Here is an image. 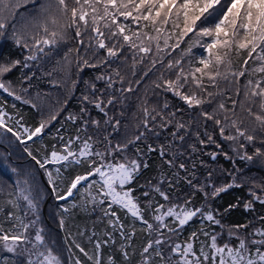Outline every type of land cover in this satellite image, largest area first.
Here are the masks:
<instances>
[{"label":"trees","instance_id":"16d2710c","mask_svg":"<svg viewBox=\"0 0 264 264\" xmlns=\"http://www.w3.org/2000/svg\"><path fill=\"white\" fill-rule=\"evenodd\" d=\"M44 2L45 0H39V3ZM35 12L36 9L31 5H28V11L22 7L15 20L9 22L4 35L0 36V63L20 61L10 72L0 75V82L9 89L8 92L0 89V115L3 116L7 127L21 133V138L24 140V143H21L9 133L16 145L0 143V147L6 150L7 154L8 151L10 152L8 156L11 158L5 164L0 159V176L3 182L0 184V227L3 228L4 233L26 235L27 228L24 225H27V213L19 190L21 180L26 179L34 183V192L38 196L45 193V197L47 195L50 197L45 202L44 210L45 224L50 234V240L46 243L58 255L61 264H69L68 253L70 264H76V260L81 264H94L93 260H89L79 251L77 244L84 248L89 256L98 258L100 264H109V258L113 264H144L145 260L147 264H169V261L175 264L174 258L165 246L154 243L155 235H161V232L163 235L173 233L176 239L175 245L179 244L182 247L189 242L192 233H196V237L191 242L197 255L201 246L206 251H210L208 245L213 234L217 235L219 245L225 242L232 246L237 244L236 239L229 241L224 236L223 226L230 230H245L250 240L264 239L252 235L256 229L264 230V219H261L264 217V203L252 195L254 192L256 197L264 199V156L254 155L256 147L264 151V145L259 142L264 137V132L258 130L255 133L257 139L252 144H248L243 138L238 141L226 140L220 135L219 127L213 121H206L200 116L199 108H189L172 92L165 91L163 87L157 88L159 98L153 97L155 83H163L159 79L161 75L165 80L175 78L176 69L169 71L165 65L168 60L174 62L179 58L181 52L188 47L187 41L182 43L181 49L172 52L170 57L161 53L164 65L158 67H153L152 62L145 57L143 62H137L133 69L134 50L129 49H125L118 59L110 60L106 64L98 63L105 54L104 50H100L97 56L90 58V63L97 66L84 67L82 64L78 65L76 54L69 52V49L79 47L74 38V30L69 29V38L65 42L59 43L52 49L45 48V53H37L35 60H27L26 57L34 52L31 48V36L35 34L36 29L30 25L26 26V22ZM12 24H15V36ZM146 31L150 30L146 29ZM17 37L21 38L19 46L15 43ZM25 42L28 43V48L24 47ZM153 53L154 51L151 54L152 60L154 58L159 60V57ZM201 54L202 49L199 46L192 48V55L182 61L186 72L201 67L198 63ZM140 56L144 54L140 53L136 56L137 61ZM229 59L231 70L236 72L244 69L250 71L259 63H253L245 50H241L239 55L233 51ZM246 59H248L247 65L244 64ZM116 71H119L120 76L115 74ZM99 76L105 78L97 79ZM260 76H264V73H253L251 78L256 79ZM120 77H123V82ZM249 78L246 72L245 76L239 78V85L229 86L227 81H221L220 89L225 95L217 97L216 100L223 98L226 106L231 107V100L239 101L243 98L242 91L240 96L236 95V88ZM109 82L112 84L110 88ZM128 88L132 91H127ZM209 90L217 91L211 88ZM9 92L12 95H9ZM84 96H88L90 101L102 100L104 111L97 109L94 103L85 101ZM109 99L113 101L112 104L107 103ZM165 103L168 105L167 108L164 107ZM144 107H148L150 111L155 108L160 112L155 121L149 118L151 131L145 130L143 126ZM203 107L211 111L208 105ZM237 112L241 117L246 115L240 111L239 105ZM171 113H175V117H172ZM70 116L76 119H69ZM161 116L165 119L162 120ZM93 121H97L98 124H94ZM117 121H119L118 125ZM41 122L45 124L42 133L31 140L27 139L28 134L24 133L23 129L27 128L31 132ZM177 123H183L186 127L180 129L177 136H173V133L177 132ZM162 124L166 126L162 127ZM242 127L251 130L255 125L249 123V119H245ZM141 133L144 134L143 137L135 140V137ZM206 133L212 136L214 142H207ZM230 133L235 135V130L226 129L224 135ZM180 136L184 139L181 140ZM70 140L73 143L69 145ZM85 140H89L92 144L93 151L101 152L109 144L114 146L117 143L134 141L128 144L125 150H132L142 166L135 179L126 188L132 189L133 197L138 198L143 219L132 217L118 205H112L109 209L107 201L101 203L104 198L98 195V186L93 185L91 188L88 186L91 179L98 180V177L82 182L78 189L73 191L72 196L64 200L57 198L58 195L66 194L70 181L76 175H83L89 171L88 162L77 164L70 158L69 161L46 163L45 167L41 168L32 157L42 162L46 158L50 161V154L53 151L60 155L66 154L65 146L79 153ZM201 140L205 143L201 144ZM240 144H244L245 147L241 148ZM149 146L155 151H149ZM216 150H222L224 154L215 153ZM245 153L252 155L253 159L251 161L240 159ZM112 157L122 162L124 153L116 152L113 156H107L106 161L111 160ZM80 159L83 161V158ZM91 159L97 158L93 156ZM143 164H147V167H143ZM180 164H184V168H180ZM48 173L52 174L54 186L49 183ZM162 182L163 186L159 187ZM206 183H212L217 188L225 187L227 190L213 197L212 194L207 193ZM229 185L232 186L228 187ZM53 187L58 191L54 192ZM156 187L167 194L169 200L188 198L203 212L207 213L211 210L219 224H214L198 214L180 228L172 218L165 217L168 228H162L159 232L149 231L144 221L155 227L158 222L154 217L159 213L154 209L161 204L167 206L172 203L164 200L154 190ZM145 192L149 195L145 196ZM93 197L95 200L92 199ZM249 202L252 203V207L246 210L245 205ZM112 212L116 215H111ZM241 225L247 227H238ZM169 228L176 230L172 232ZM62 232L66 243L63 241ZM204 232L209 235L205 236ZM150 242L153 246L149 253H143V248ZM98 243L99 250L96 248ZM249 247L254 251L259 245H249ZM261 250L264 251V246ZM157 251L163 253L164 260L156 255ZM124 253H127V258ZM0 264H25V262L17 253L5 250L0 253Z\"/></svg>","mask_w":264,"mask_h":264},{"label":"snow or ice","instance_id":"6c2138e0","mask_svg":"<svg viewBox=\"0 0 264 264\" xmlns=\"http://www.w3.org/2000/svg\"><path fill=\"white\" fill-rule=\"evenodd\" d=\"M28 5L36 9V12L28 18L26 26L30 25L36 29V32L31 36V48L34 49V52L26 57L27 60H35L37 53H45V48L52 49L59 43L65 42L69 38V29L74 30V38L79 45L76 49H69V52H74L78 65L82 64L84 67L97 66V64L90 63V58L97 56L100 50H104L105 54L98 63L106 64L110 60L118 59L125 49L134 50L133 69L137 62L142 63L144 58L153 51L159 57V60L155 58L152 60L153 67L157 62L164 65V58L160 54L164 53L170 57L172 52L187 41L188 47L181 52L179 58L175 59L174 62L170 59L165 65L169 71L176 69L175 78L165 80L161 75L159 79L163 83H155V87H163L165 91L172 92L189 108H199L200 116L206 121H213L219 127L220 135L226 140L238 141L243 138L248 144H252L257 139L255 133L258 130L264 132V76L256 79L251 78L253 73H264V0H45L44 3H39L38 0H0V36L4 35V30L9 27V22L15 20L22 7L28 11ZM121 18L123 19L121 20ZM61 20L66 22L61 23ZM126 21H130V23H125ZM133 25L136 27L134 28ZM11 26L15 36V24ZM146 29L150 31H146ZM173 38H175V42L169 45V40ZM161 40H163V46H161ZM15 43L19 46L21 38L17 37ZM194 46H199L202 49V54L198 60L201 67H195L194 70L186 72L182 61L185 57L192 55ZM24 47H29L27 42L24 43ZM241 50L247 51V56L253 60V63L259 62L250 71L248 69L239 72L231 70L229 57L233 51L239 55ZM81 52H83L82 55ZM140 53H143L144 56H140L139 61H137L136 56ZM67 58L68 55L66 54L65 59L67 60ZM19 63V60L0 63V75L10 72ZM244 64H248V59L244 61ZM222 66L225 68L223 72L221 71ZM246 72L250 78L236 88L237 96H240L242 91L243 98L241 100H231V107L226 106L223 98L216 100L217 97H224L225 95L224 91L220 89L221 81H227L229 86L239 85V78L245 76ZM115 74L120 76L119 71H116ZM133 74L135 73L133 72ZM104 78V76L97 77V79ZM120 79L123 82V77ZM110 80L111 78H109ZM92 87L95 90V86ZM108 87H112L111 82H109ZM210 88L217 89V91H210ZM0 89L9 91L2 82H0ZM184 89L187 91H183ZM127 91H132V89L128 88ZM9 95L12 93L9 92ZM83 99L94 103V106L101 112L104 111L102 100L90 101L88 96H84ZM229 99L231 98L229 97ZM214 101H216L215 104ZM107 103L112 104L113 101L109 99ZM205 105L211 107V111L206 110L203 107ZM237 105H239L240 111L246 114L244 117H241L237 112ZM164 107H168L167 103ZM142 110L145 117L143 126L145 130L151 131L149 118L151 121H155L160 112H157L155 108L150 111L148 107H144ZM153 112L156 114L153 115ZM170 115L175 117V113ZM69 119L75 120L76 117L70 116ZM161 119L164 120L165 118L161 116ZM245 119H249V123L254 124L255 127H252L251 130L242 127ZM93 123L98 124L97 121H93ZM116 123L118 125L119 121ZM166 123H171V121H166ZM161 126H166V124ZM44 127L45 124L41 122L33 131L29 132V129L24 128L23 132L27 133V139L31 140L42 133ZM185 127L183 123H177V132H174L173 136H177L179 130ZM0 128L5 129L18 141L24 143L21 133L7 127L2 115H0ZM226 129H234L235 135L230 133L225 136ZM143 135L141 133L136 136L135 140H140ZM197 135L199 134L197 133ZM206 135L208 136L207 142H214L211 135L207 133ZM179 138L184 139L183 136ZM89 140L83 142L79 153L73 152L68 146H65L66 154L60 155L53 151L50 154V161L46 158L42 162L34 156L32 159L41 168H44L46 163L69 161L70 158L77 164L84 161L88 162L89 171L83 175H76L70 181L66 194L58 195L57 198L64 200L72 196L73 191L77 190L82 182L98 177V180L91 179L88 186L89 188L93 185L98 186V195L104 198L100 201L101 203L107 201L109 209L112 205H118L132 217L143 219V211L139 206L138 198L133 197L132 189L126 188L138 174L142 166L141 162L136 158L129 159L127 157H124V162H106L107 156H113L116 152H124L128 144L134 141L117 143L114 146L109 144L101 152L93 151V146ZM259 142L264 145V137ZM68 143L70 145L73 141L70 140ZM200 143L203 144L205 141L201 140ZM240 147L244 148L245 145L240 144ZM149 151H155V149L149 146ZM161 154L163 155V153ZM29 155H31L30 152ZM254 155L264 156V151L260 147H256ZM93 156L97 159H91ZM80 158H83V161ZM213 159H215V154H213ZM240 159L251 161L253 156L245 153L240 156ZM169 163L171 164V161ZM143 167H147V164H143ZM179 167L184 168V164H180ZM48 177L49 183L54 186L55 181L52 179V174L48 173ZM25 183L27 182L25 181ZM154 190L164 200H169V196L159 187ZM226 190L225 187L214 188L212 195L214 197ZM53 191L58 190L53 187ZM144 195L148 196L149 193L145 192ZM252 195L264 203V199L256 197L254 192ZM23 199L28 202L29 207H35L29 195H24ZM92 199L95 200V197ZM189 204L190 201L185 200L182 204H170L166 209L164 205H159L154 209L156 213H159L154 217L158 223L154 227L153 224L145 220L147 229L159 232L162 228H168L165 217L172 218L174 223L182 228L198 214L214 224H219L211 210L205 213L200 208H190ZM251 207V202L245 205L246 210ZM105 214L107 215L108 212L106 211ZM111 215L115 216L116 214L112 212ZM61 225H63V221H61ZM24 227L27 228V225ZM238 227H247V225ZM175 230V228H169V231L175 232ZM203 234L209 235L207 232ZM161 235H163L162 232ZM252 235L264 237V230L256 229ZM229 236L236 238L237 244L235 246L228 242L219 245L217 235L213 234L210 238L211 243L208 245L210 251H206L201 246L199 255H197L191 242L196 237V233H192L188 243L183 247L179 244L175 245L171 248V252L179 257L176 264H208L209 260H211V264H264V251L261 250V247H256L254 251L249 247V245H264V239L246 240L232 230H229ZM26 239L27 237L22 233H4L3 228L0 227V246L8 252H16L18 248L23 246ZM35 241L38 243L34 244L33 248L37 250L31 255L37 258L34 261L29 259L27 264H61L51 249L39 251V247L44 245V237L40 232L35 234ZM154 243L161 245L164 241L157 239ZM152 246L150 242L143 248V253H149ZM76 247L89 260H93L94 264H100L98 258L89 256L79 244ZM96 248L99 250V243ZM20 254L23 255V252ZM124 255L127 258V253ZM156 255L160 256L162 260L165 259L162 252L157 251ZM76 264H81V262L76 260ZM109 264H113L111 258H109ZM144 264H147V260ZM169 264H171L170 261Z\"/></svg>","mask_w":264,"mask_h":264},{"label":"rangeland","instance_id":"374dc122","mask_svg":"<svg viewBox=\"0 0 264 264\" xmlns=\"http://www.w3.org/2000/svg\"><path fill=\"white\" fill-rule=\"evenodd\" d=\"M38 2H39V0H38ZM65 22H66L65 20H61V23H65ZM174 42H175V38H173L172 40H169V45H172ZM160 43H161V46H163V40H161ZM181 48H182V44L180 45V48H178V49H181ZM166 51H168V49H166ZM151 54L152 53H149L146 56V59H149L150 62H152V57H151L152 55ZM153 54L155 55V52ZM160 65H162V64L157 62L155 66L158 67ZM221 69L225 71V68L223 66L221 67ZM150 72H152V71L150 70ZM152 94L154 95L153 96L154 98H155V96L157 98H159L157 87L154 88V92ZM151 97H152V95H151ZM4 142L8 143V144L14 143V145H16L14 142V138L11 136V134H9L5 129L0 128V143L3 144ZM217 152L224 154V152L222 150H216L215 153H217ZM123 153H124V157H127L129 159H133V158L138 159L137 156H134V153L132 150L127 149ZM8 155H10V152L8 151V154H7L6 150H4L3 148L0 147V159L2 160V162L4 164L7 163L9 160H11V158ZM106 162L116 163V162H121V161H116V159L114 157H112L111 160L106 161ZM122 162H124V160ZM25 181L27 183H25ZM0 184H3L2 180H1V176H0ZM158 186L162 187L163 182L160 183ZM205 186L207 189V193L209 195L212 194L214 188H217L212 183H206ZM34 188H35L34 183H31L30 181H28L26 179L21 180V183L19 184V190L21 192L22 199H23L24 195H29L30 198H32L33 203L35 204V207H29L28 202L23 199V204H24V207H25V210L27 213V232L25 235L27 237V239L24 241L23 246L18 248L15 253H17L21 257V260H24L25 264H27V261L29 259L34 261L37 258L36 256L31 255L32 252L37 250V249L33 248V245L38 243L35 241V234L37 232H40L45 239L44 240L45 243H44V245L39 247V251H45L46 249H51L50 245H47V243H46V241L50 240V234H49V231L46 227L45 218H44V210L46 209L45 202L50 197H49V195H47L45 197V193L38 196L34 192ZM185 200H188V198H173V199L170 198L169 202L172 201L171 204H174V203H181L182 204ZM169 205L170 204L165 206V209ZM188 206L192 209L198 208V207L194 206V204L191 202ZM54 212H55V210H54ZM222 228H223L222 230L224 232V236H226L229 239V241L236 239L234 236L233 237L229 236V230H230L229 228L224 227V226ZM232 231L237 232L238 235L246 238V240H250L249 235L246 233L245 230L240 229V230H232ZM155 239L156 240L160 239V240L164 241L163 245L165 246L168 253L171 254V256L174 258L175 264H176V261L179 259V257L176 254L171 252V248L174 247L176 244L175 235L173 233H169L166 235L157 234V235H155ZM263 246L264 245H259V247H263ZM5 250H6L5 248L0 246V253L5 251ZM51 251L54 255H56L58 257V255L54 252V250L51 249ZM21 252H23V255L20 254ZM209 261H211V260H209ZM208 264H211V262L210 263L208 262Z\"/></svg>","mask_w":264,"mask_h":264},{"label":"water","instance_id":"95a60500","mask_svg":"<svg viewBox=\"0 0 264 264\" xmlns=\"http://www.w3.org/2000/svg\"><path fill=\"white\" fill-rule=\"evenodd\" d=\"M62 236H63V241L66 243V238H65V235L64 233L62 232ZM68 258H69V264L71 263V259H70V255L68 253Z\"/></svg>","mask_w":264,"mask_h":264}]
</instances>
